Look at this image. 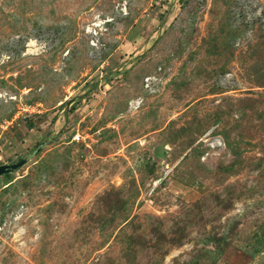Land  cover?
Instances as JSON below:
<instances>
[{
  "label": "rangeland",
  "instance_id": "1",
  "mask_svg": "<svg viewBox=\"0 0 264 264\" xmlns=\"http://www.w3.org/2000/svg\"><path fill=\"white\" fill-rule=\"evenodd\" d=\"M43 139L0 264H264V0H0V164Z\"/></svg>",
  "mask_w": 264,
  "mask_h": 264
},
{
  "label": "water",
  "instance_id": "2",
  "mask_svg": "<svg viewBox=\"0 0 264 264\" xmlns=\"http://www.w3.org/2000/svg\"><path fill=\"white\" fill-rule=\"evenodd\" d=\"M108 80H109V77H105V78H103V79H101L99 81H96L95 83H92L86 89V91L83 94L79 95V96H85L86 94H88L89 92L93 91L97 87L101 86V84L105 83ZM79 96L74 97L71 100L67 101L65 105L69 106V104L74 102ZM47 144H48V140L47 139H43L42 141L37 143L35 145V147L27 155L24 156L23 154H19L12 161H10L8 163L0 164V176L8 174V173H12V172L16 171L17 169H19L21 166L26 164L31 157H33L34 155L39 153Z\"/></svg>",
  "mask_w": 264,
  "mask_h": 264
},
{
  "label": "trees",
  "instance_id": "3",
  "mask_svg": "<svg viewBox=\"0 0 264 264\" xmlns=\"http://www.w3.org/2000/svg\"><path fill=\"white\" fill-rule=\"evenodd\" d=\"M10 173H8V174H5V176H7V175H9ZM3 176V175H2ZM108 194H110V192H105L101 197H100V199L101 198H103V197H106V195H108Z\"/></svg>",
  "mask_w": 264,
  "mask_h": 264
}]
</instances>
